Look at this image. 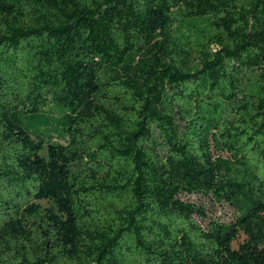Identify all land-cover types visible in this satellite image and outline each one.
Returning a JSON list of instances; mask_svg holds the SVG:
<instances>
[{
	"label": "trees",
	"instance_id": "trees-1",
	"mask_svg": "<svg viewBox=\"0 0 264 264\" xmlns=\"http://www.w3.org/2000/svg\"><path fill=\"white\" fill-rule=\"evenodd\" d=\"M0 264H264V0H0Z\"/></svg>",
	"mask_w": 264,
	"mask_h": 264
},
{
	"label": "rangeland",
	"instance_id": "rangeland-1",
	"mask_svg": "<svg viewBox=\"0 0 264 264\" xmlns=\"http://www.w3.org/2000/svg\"><path fill=\"white\" fill-rule=\"evenodd\" d=\"M183 199L193 203L203 204L205 207L207 220H216L222 225H229L235 221V212L226 203H215L212 202L209 198L197 195L191 197H183ZM37 203L42 205L43 207H52V205L47 201H38ZM243 240L244 237L242 235H239L237 240L232 244L233 249H237L239 244H241Z\"/></svg>",
	"mask_w": 264,
	"mask_h": 264
}]
</instances>
